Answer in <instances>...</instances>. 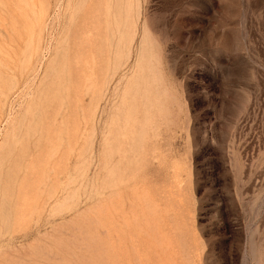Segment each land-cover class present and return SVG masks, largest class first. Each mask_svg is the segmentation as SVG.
Instances as JSON below:
<instances>
[{
  "label": "rangeland",
  "instance_id": "obj_1",
  "mask_svg": "<svg viewBox=\"0 0 264 264\" xmlns=\"http://www.w3.org/2000/svg\"><path fill=\"white\" fill-rule=\"evenodd\" d=\"M0 264H264V0H0Z\"/></svg>",
  "mask_w": 264,
  "mask_h": 264
}]
</instances>
